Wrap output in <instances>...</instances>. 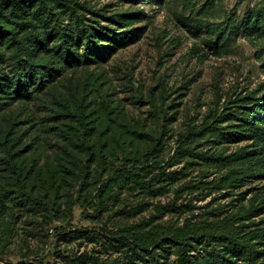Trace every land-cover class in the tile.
Instances as JSON below:
<instances>
[{"label":"rangeland","instance_id":"1","mask_svg":"<svg viewBox=\"0 0 264 264\" xmlns=\"http://www.w3.org/2000/svg\"><path fill=\"white\" fill-rule=\"evenodd\" d=\"M49 3L57 21L117 17L123 34L62 89L87 92L97 151L74 149L84 170L60 173L36 220L5 218L0 264H264V0ZM17 102L2 103L17 115ZM41 106L31 115L48 122ZM40 135L55 159L62 141ZM125 166L133 178L107 181ZM203 231L220 238L182 251L183 235Z\"/></svg>","mask_w":264,"mask_h":264},{"label":"trees","instance_id":"2","mask_svg":"<svg viewBox=\"0 0 264 264\" xmlns=\"http://www.w3.org/2000/svg\"><path fill=\"white\" fill-rule=\"evenodd\" d=\"M50 7L49 0H0V263L4 221L17 211L25 212L26 221L36 220L38 209L58 186L60 173L74 176L84 170L83 159L74 149H87L90 154L97 151L89 143L100 131L88 121L87 92L79 87L68 99L62 89L68 76L81 72L92 75L90 66L106 62L123 34L117 17L107 25L93 26L78 18L65 24L56 20ZM49 40H53L51 44ZM3 45L10 52L7 59ZM6 62L8 73L2 70ZM6 100H19L22 113L16 115L10 107L5 108L10 104L2 103ZM37 102L42 105L40 114L47 116L48 122L40 115L33 116L30 106ZM24 114H33L34 119L27 130H16ZM41 127L49 138L62 141L55 159L42 146L41 142L49 144L52 139L41 137ZM254 135L260 136L257 132ZM134 176L125 166L111 171L107 181ZM7 178L9 181L2 187V179ZM214 238L220 237L213 231L185 234L179 245L185 251L191 240Z\"/></svg>","mask_w":264,"mask_h":264}]
</instances>
